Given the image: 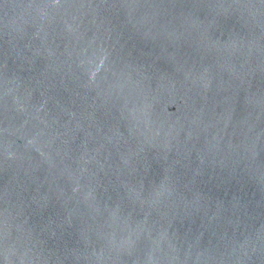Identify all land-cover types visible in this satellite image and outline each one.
Wrapping results in <instances>:
<instances>
[{
	"label": "water",
	"instance_id": "water-1",
	"mask_svg": "<svg viewBox=\"0 0 264 264\" xmlns=\"http://www.w3.org/2000/svg\"><path fill=\"white\" fill-rule=\"evenodd\" d=\"M0 264H264V0H0Z\"/></svg>",
	"mask_w": 264,
	"mask_h": 264
}]
</instances>
